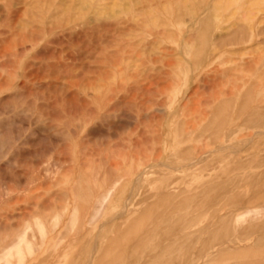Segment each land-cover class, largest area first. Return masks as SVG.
<instances>
[{
  "label": "rangeland",
  "instance_id": "rangeland-1",
  "mask_svg": "<svg viewBox=\"0 0 264 264\" xmlns=\"http://www.w3.org/2000/svg\"><path fill=\"white\" fill-rule=\"evenodd\" d=\"M23 236L30 264H264V0H0V255Z\"/></svg>",
  "mask_w": 264,
  "mask_h": 264
},
{
  "label": "bare ground",
  "instance_id": "bare-ground-1",
  "mask_svg": "<svg viewBox=\"0 0 264 264\" xmlns=\"http://www.w3.org/2000/svg\"><path fill=\"white\" fill-rule=\"evenodd\" d=\"M259 134H262V132ZM252 213L256 214V212H253V211H246V212H242V213L238 214L237 221L239 223H244L248 218H250ZM71 225L73 226V224H71ZM37 228H38V232L41 235V237H44L45 229H44L43 225L38 224ZM24 244H25V239L23 236L22 240L18 241L16 244L11 246L4 254H2L3 255L2 261L3 262L5 261L4 263H6V264H10L8 258H11V257H8V256L16 255L17 262L19 264H22L23 262H25L26 254L23 251ZM26 246H27V244H26ZM27 249H28V254H31V249L28 246H27ZM4 255H8V256L5 257Z\"/></svg>",
  "mask_w": 264,
  "mask_h": 264
},
{
  "label": "crops",
  "instance_id": "crops-1",
  "mask_svg": "<svg viewBox=\"0 0 264 264\" xmlns=\"http://www.w3.org/2000/svg\"><path fill=\"white\" fill-rule=\"evenodd\" d=\"M5 257H7L8 255H4ZM8 257H11V258H8L9 259V262H10V264H19L18 262H17V258H16V255H12V256H8ZM30 257H33V255L31 256V255H29L27 258H30ZM27 258H26V260H25V262H23L22 264H28L29 263V260H27ZM0 263L1 264H6V263H4L2 260H3V255H0ZM30 264V263H29Z\"/></svg>",
  "mask_w": 264,
  "mask_h": 264
}]
</instances>
